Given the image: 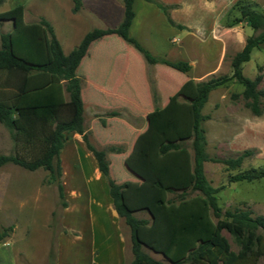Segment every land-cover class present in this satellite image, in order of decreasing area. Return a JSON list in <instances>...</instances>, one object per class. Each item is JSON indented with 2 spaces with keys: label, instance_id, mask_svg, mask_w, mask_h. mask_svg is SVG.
<instances>
[{
  "label": "rangeland",
  "instance_id": "1",
  "mask_svg": "<svg viewBox=\"0 0 264 264\" xmlns=\"http://www.w3.org/2000/svg\"><path fill=\"white\" fill-rule=\"evenodd\" d=\"M118 2L123 0H81L80 8L73 11V0H3L0 12L23 4L24 20H48L63 52L68 53L89 30L120 23L113 26ZM156 2H134L139 22L130 35L153 56L187 60L191 65L188 72L148 64L132 45L117 35H107L89 46L76 74L81 81L83 127L89 142L96 149L109 145L125 148L118 154L107 152L106 157L111 178L126 183L123 196L127 206L136 217L150 221L138 229L143 250L156 260L173 263L208 239L215 226L206 201L198 194L181 202H166L171 195L168 187L180 191L193 179L190 100L196 95L195 84L211 76L230 75L231 57L253 30L244 22L231 25L236 8L227 7L226 27L220 32L186 33L168 23L157 3L166 4ZM11 28L10 21L0 23V33ZM215 40H223L225 47L219 48ZM263 52L253 49L250 60L243 64L245 76H261L257 85L261 91L264 64H257ZM4 76L0 72V83ZM241 92L242 86L234 80L209 92L202 112L209 115L203 126L210 157L240 153L231 147L234 123L227 120V104L238 101L245 105ZM261 100L264 103V96ZM112 110L120 115L107 117ZM99 116L105 118V126ZM169 140L181 141L183 149L160 155L158 146ZM248 149L252 154L238 168L228 170L222 163L207 161L205 174L214 187L223 185L217 193L222 210L241 207L251 209L253 215H264V177L228 181L229 174L264 168L259 148ZM14 151L8 128L0 123V154ZM60 160L66 207L61 206L56 185L47 182V170L29 171L13 163L0 167V229L12 228L0 240V264H130L129 228L114 213L106 180L80 134L65 133ZM223 233L237 251L234 238ZM259 264H264V257Z\"/></svg>",
  "mask_w": 264,
  "mask_h": 264
},
{
  "label": "trees",
  "instance_id": "2",
  "mask_svg": "<svg viewBox=\"0 0 264 264\" xmlns=\"http://www.w3.org/2000/svg\"><path fill=\"white\" fill-rule=\"evenodd\" d=\"M3 0H0L2 2ZM134 0H123V16L118 25L107 28H93L86 32L80 42L68 53H64L56 37L53 26L41 17L36 22L24 20V5L0 12V23L10 21V31L0 33V72L5 76L0 83V123L8 128L15 151L0 154V167L13 163L33 171L42 168L48 171V183H54L62 207L67 206L64 188L60 180L62 167L60 151L65 141V133L75 132L81 135L86 148L93 155L98 171L105 178L113 209L129 228L130 248L133 259L130 264H259L264 257V215H253L251 209L236 207L222 210L218 205L217 193L223 185L214 187L207 179L204 163L207 161L222 163L226 169L238 168L243 159L252 154L245 149L235 157H210L206 150L204 120L209 115L202 112L209 92L231 80L242 86V96L255 115L264 110L261 98L264 91L258 90L260 75L249 78L242 72V63L248 61L254 48L264 46V11H258L255 4L237 1L233 7L239 11L231 25L244 22L253 33L245 39L243 47L230 60L231 74L211 76L195 84L196 95L190 100L192 115L193 179L186 188L176 191L168 187L171 194L166 202L173 204L187 200L198 194L204 198L210 214L215 219L214 229L208 239L200 241L187 254L173 263L154 259L143 250V242L138 236V228L149 224V219L139 218L124 201L125 182H116L110 176V162L107 152L122 153V145H109L106 149H96L88 139L83 127V101L81 81L76 70L88 55V48L95 40L107 35H117L140 52L148 64H162L181 73L191 69L187 60H168L151 55L130 35L129 28L134 17ZM156 2L155 0H146ZM157 3V2H156ZM166 16L168 23L177 28L168 9L170 5L157 3ZM81 6V0H73V11ZM232 97H236L232 93ZM117 110L108 111L107 117H118ZM102 126L104 117L99 116ZM183 149L181 141H165L158 146V153L164 155L170 151ZM264 177V168H251L228 175L229 182L253 181ZM158 205L161 201L158 200ZM11 227L0 229V240L8 237ZM228 232L239 245L231 249L223 232Z\"/></svg>",
  "mask_w": 264,
  "mask_h": 264
},
{
  "label": "crops",
  "instance_id": "3",
  "mask_svg": "<svg viewBox=\"0 0 264 264\" xmlns=\"http://www.w3.org/2000/svg\"><path fill=\"white\" fill-rule=\"evenodd\" d=\"M135 1L136 0L133 1L134 17L129 28V33L132 27H134V25H136L137 22H139V16L136 14L134 8ZM155 1L171 6L169 8V14L176 24H180L184 26L183 29L179 28L181 31H184L186 33H214V32H220L224 27H226L227 7L233 9L234 4L239 0H155ZM242 1L244 3L255 4L254 8H256L258 11L261 12L264 11V0H242ZM123 10H124L123 3L118 2L116 6V10L114 12L116 21L113 26H115L120 22L123 16ZM158 11L160 12V10ZM233 13H234L233 17L239 16V11L237 9L234 10ZM215 43L218 45L219 48L225 47V42L223 40L222 41L215 40ZM254 49H258L259 51L263 52L264 46L261 48H254ZM85 58L86 55L83 57V59ZM248 61L244 63H247ZM244 63H242L243 74H244V68H243ZM263 64H264V56H262L260 63L257 65L262 66ZM227 105L230 106L229 110L227 107V120L229 119L234 123V125L231 128L232 129L231 130L232 137L230 138L231 147H233V149L237 153L254 146L258 147L259 148L258 154L260 155L259 158L264 159V110L260 115H255L251 112L249 108L245 107V105L239 104L238 101L230 102ZM114 213L116 214L115 210Z\"/></svg>",
  "mask_w": 264,
  "mask_h": 264
}]
</instances>
